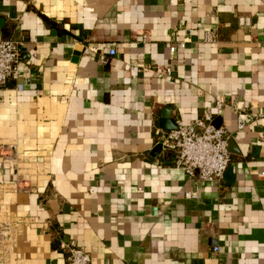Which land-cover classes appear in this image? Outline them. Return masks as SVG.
Returning <instances> with one entry per match:
<instances>
[{
	"label": "crops",
	"instance_id": "crops-1",
	"mask_svg": "<svg viewBox=\"0 0 264 264\" xmlns=\"http://www.w3.org/2000/svg\"><path fill=\"white\" fill-rule=\"evenodd\" d=\"M0 34L22 54L0 90V264H67L71 242L90 264H264V0H0ZM206 114L230 133L219 183L155 151Z\"/></svg>",
	"mask_w": 264,
	"mask_h": 264
},
{
	"label": "built area",
	"instance_id": "built-area-1",
	"mask_svg": "<svg viewBox=\"0 0 264 264\" xmlns=\"http://www.w3.org/2000/svg\"><path fill=\"white\" fill-rule=\"evenodd\" d=\"M215 34L210 33L207 40L213 41ZM189 38H185L177 45L170 47L171 53L177 49H185ZM113 47L110 55H115ZM20 44L12 39H6L0 34V90L10 82L17 81L20 76L19 64L21 61ZM163 76L170 77L172 69L170 66H163L157 69ZM18 88L23 89L19 84ZM224 102L217 100L216 107L221 109ZM264 118V114H260ZM256 116L244 113L237 118V130L242 131L256 120ZM159 141L165 150L175 156V168L182 171L189 177L197 176L199 180L206 183H219L231 164V152L229 149L230 133L223 127L214 125V117L206 114L195 123L186 125L182 122L173 131H156ZM6 155L0 154L5 159ZM13 158V157H11ZM8 159V158H6ZM13 160V159H12ZM198 190L186 193L187 197H197ZM8 229L0 227V236H4ZM67 264H90L91 255L76 242L65 246Z\"/></svg>",
	"mask_w": 264,
	"mask_h": 264
},
{
	"label": "water",
	"instance_id": "water-1",
	"mask_svg": "<svg viewBox=\"0 0 264 264\" xmlns=\"http://www.w3.org/2000/svg\"><path fill=\"white\" fill-rule=\"evenodd\" d=\"M172 125L171 126H166L164 127L165 130H170V131H173V130H176L178 128V125H176V123L172 122L171 123ZM162 144H159L156 148H155V151H160L162 150Z\"/></svg>",
	"mask_w": 264,
	"mask_h": 264
}]
</instances>
